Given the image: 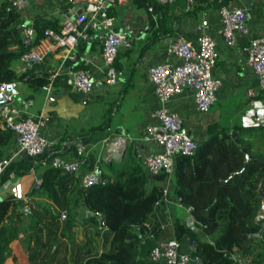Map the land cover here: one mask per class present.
<instances>
[{
  "label": "trees",
  "instance_id": "obj_1",
  "mask_svg": "<svg viewBox=\"0 0 264 264\" xmlns=\"http://www.w3.org/2000/svg\"><path fill=\"white\" fill-rule=\"evenodd\" d=\"M211 1L215 6L228 2L194 0L200 5H212ZM147 2L158 18L154 35L169 30L162 26L160 15L171 2ZM113 13L110 8L105 11V15ZM22 20L10 1H0V80L19 81L32 94L48 82L49 76L43 70L36 71L38 63L26 70L14 66L27 48L21 42ZM32 22L35 42L44 37L47 28L60 30L62 26L46 13L35 14ZM242 129L213 127L197 142L194 154L180 153L174 159L172 178L178 201L190 208L194 226L201 228L204 237L196 235L194 226L181 218H176L171 235L180 242L190 237L203 264H241L240 258L243 264H264V227L260 236L251 235L260 228L254 216L260 205L257 187L264 177V161L252 158L245 166L241 148L245 145L249 153L264 158V129L252 133L251 138L241 136ZM233 131L238 140L232 136ZM14 148L17 145L13 131L0 127V160L8 158ZM59 152L60 142L54 141L39 156L17 154L0 174L1 185L12 175L21 176L45 164L39 173L40 184L25 193L30 197L28 208L19 206L21 199L12 194L0 195V264L12 255L11 243L21 232L24 264H156L149 252L157 241L147 223L164 197L166 172L149 175L141 158L130 149L122 158L126 165L118 177L110 178L100 171L98 183L83 187L75 172L51 165L52 157ZM149 176L159 183L149 185ZM77 192L88 210V215L80 220L73 200ZM35 194L46 200H37ZM60 211H66L65 218L60 217ZM26 216L29 222L24 224ZM151 231L158 232L159 228Z\"/></svg>",
  "mask_w": 264,
  "mask_h": 264
},
{
  "label": "crops",
  "instance_id": "obj_2",
  "mask_svg": "<svg viewBox=\"0 0 264 264\" xmlns=\"http://www.w3.org/2000/svg\"><path fill=\"white\" fill-rule=\"evenodd\" d=\"M78 2L17 0L13 6L22 19L32 20L35 14L46 13L62 24L72 12L70 8ZM210 3L212 4V1ZM227 3L245 7L250 15L248 32H237L236 42L231 45L217 32L220 26L218 13L220 6L213 4L203 6L195 2L194 6L186 11V0H174L164 7V14L161 12L160 15L162 26L169 27V30L156 36L154 28L158 25V18L147 0H115L107 7L114 10L113 28L116 30L119 27L124 31L128 35V41L120 46L117 54L115 67L118 79L114 84H108L104 77L101 62L104 37L102 29L88 28L87 39L77 45L75 60L63 61L61 48L48 47L43 60L37 64L36 71L43 70L45 75L50 76L58 69L59 74L53 81L49 92L51 96L48 99L45 98L43 87L34 91L39 92L42 100L35 107L32 105L30 111L36 113L44 106L49 119L43 132L53 142H60V152L56 155L71 160L76 156L77 143L81 142L84 145L75 172L79 178L87 171L100 173L99 159L103 157L106 144L112 139L123 137L126 144L117 152L109 149L107 157L122 160L130 149L137 154L159 150L155 142L143 139L145 126L157 121L153 113L160 105L154 86L147 78L146 68L150 64L164 60H178L176 56L166 52L167 44L177 36H184L197 44L203 19L208 20L207 29L216 44L217 55L212 75L220 81L215 101L222 103L201 113L195 107L192 92L183 89L168 102V106L179 112L196 141H202L213 127L264 125V89L260 88L257 76L248 62L246 49L250 38L264 35V0H228ZM138 31L140 35L136 36ZM38 45L41 49L43 46H49L50 42L43 40ZM19 65L18 62L17 69ZM76 69L85 70L92 78L94 85L90 92L79 93L66 83L69 70ZM44 73L41 72L40 75L44 76ZM250 89L253 93H249ZM99 126L103 128V133H97ZM36 169L20 176L28 190L34 187L36 179L40 177V171L34 176ZM14 177L17 176L12 175L0 187ZM153 183L159 181L149 176L148 184ZM0 195L6 194L0 191ZM21 195L23 193L19 196ZM74 198L76 217L80 220L88 215V210L79 192L75 193ZM176 218H181L188 225L194 226L190 208L178 201L171 175L168 192L158 203L147 223L155 242L173 237L171 233ZM155 227L159 228L158 232L151 231ZM194 229L196 235L204 237L200 227L194 226ZM191 241L190 237L183 238L181 248L187 251Z\"/></svg>",
  "mask_w": 264,
  "mask_h": 264
},
{
  "label": "built area",
  "instance_id": "obj_3",
  "mask_svg": "<svg viewBox=\"0 0 264 264\" xmlns=\"http://www.w3.org/2000/svg\"><path fill=\"white\" fill-rule=\"evenodd\" d=\"M12 5L17 0H8ZM78 2L83 0H69ZM79 13L70 8L72 14L62 22L60 30L47 28L45 35L35 42L36 29L32 20L23 19L19 23L21 42L27 48L19 57V70H26L40 63L50 46L62 49V60L76 58L77 45L88 36V28H100L104 31L101 50V62L105 81L114 84L118 79L115 67V59L120 46L127 43L128 35L115 30L114 17L102 14L100 11L109 7L115 0H85ZM121 1V0H120ZM161 3L173 0H158ZM194 0H186L185 10L194 6ZM74 13V14H73ZM220 26L217 32L221 34L229 45L236 42V33H247L250 15L245 7L222 4L218 8ZM208 20H202V30L197 44L192 43L184 36H177L171 40L166 47L169 55L176 56L177 61L164 60L150 64L146 68V75L154 86V92L160 103L154 111L157 119L155 123L145 126L143 139L155 142L159 150L147 154L138 153L141 161L149 175L166 172L163 185L164 196L170 186V177L174 172V159L177 154H194L197 142L190 134L182 117L176 109L168 106L181 90H190L196 109L207 112L216 98V90L220 81L212 75V67L216 61L217 49L213 36L208 31ZM43 40L50 42L49 46L39 48ZM248 62L257 76L260 88L264 89V35L250 38L246 47ZM59 70H54L48 82L42 87L45 98L48 99L49 92L53 86L55 77ZM66 83L71 89L86 94L93 88L94 82L83 69L69 70ZM20 82L16 80H0V127L13 131L17 148L13 150L8 158L0 160V174L8 165L11 158L24 151L28 155H38L45 152L53 140L47 137L45 128L49 115L42 106L36 113L30 108L33 99L23 96L20 91ZM249 93H253L250 89ZM110 150L118 151L124 147L126 140L123 137L112 139L108 142ZM84 145L77 143L76 156L68 160L62 156H53L51 165L66 172H76L83 153ZM101 180L99 173L87 171L80 176L81 186H89ZM41 177L37 178L34 186H38ZM29 196H24V208H28ZM65 211L60 212V217H65ZM149 258L156 264H203V259L196 250V243L191 241L187 251L181 248V242L175 237L160 240L152 246Z\"/></svg>",
  "mask_w": 264,
  "mask_h": 264
},
{
  "label": "rangeland",
  "instance_id": "obj_4",
  "mask_svg": "<svg viewBox=\"0 0 264 264\" xmlns=\"http://www.w3.org/2000/svg\"><path fill=\"white\" fill-rule=\"evenodd\" d=\"M0 1H4V0H0ZM20 35H21V33H20ZM17 65H18V61L16 63H14L15 67ZM19 87H20L21 94L23 96L30 95L33 98V102H34L33 107H35L38 104V102H40L42 100V96L39 94L38 91L37 92L31 91L32 94H29L30 89L25 84H20ZM213 103H214V105L213 104L211 105L212 108L210 107V110L216 108L218 105H220L222 103V101L217 100ZM221 122H222V119H221ZM111 126H112V124H111ZM225 128L229 129V127H225ZM261 129H264V125L244 126L243 129L241 130L242 131L241 136L246 135V138H248V137L251 138L255 132L261 133V131H262ZM102 131H103V128L101 129V127H100L98 129L97 133H103ZM9 153H11V152L9 151ZM99 165H100V170L102 171V173L105 176H108L110 178H116L121 174V171L124 169V166L126 165V163H125V161L120 160L119 158H115V157L113 158V157L109 156L106 158H103V157L100 158L99 159ZM43 167H45V164L40 165V167H38L35 170L34 176L38 175L39 171L41 172ZM27 187L28 186H25V184L23 183V178H21L20 176H17V177H14L13 179H9L7 182H5V184H3L0 187V191L6 195L12 194L17 199H21L19 202V206H22V205L24 206L25 202L23 201V197L26 196L25 193H28V191H29ZM20 193H23V195L19 196ZM33 197L36 198L37 200L38 199L39 200L42 199L43 201L46 200L43 197L36 196V194L33 195ZM73 200H76V199L73 198ZM27 205L29 207L28 202H27ZM65 214H67L66 211H65ZM78 216L80 217V214ZM65 217H66V215H65ZM28 218L29 217H27V216L23 218L22 221L24 224H27L29 222ZM73 229L75 230V228H73ZM23 237H24V232H21V235L19 236V238L17 240H14L11 243L12 244V255L8 256V258L6 259L4 264H24L25 263V242H24ZM241 260H242V258H240V262H241V264H243V261H241Z\"/></svg>",
  "mask_w": 264,
  "mask_h": 264
},
{
  "label": "water",
  "instance_id": "obj_5",
  "mask_svg": "<svg viewBox=\"0 0 264 264\" xmlns=\"http://www.w3.org/2000/svg\"><path fill=\"white\" fill-rule=\"evenodd\" d=\"M85 2H86V1H84V2H78V3L73 7V9L75 10V13H79V12L81 11V9H82L81 6H82V4L85 3ZM8 8H9V7H7V9H8ZM100 12H101L102 14H104L103 9H102ZM71 14H72V12L70 13V15H71ZM116 30L119 31L120 33H125L124 31L120 30L119 27H117ZM139 35H140V31L137 32L136 36H139ZM89 77H90V76H89ZM90 78H91V77H90ZM91 79H92V78H91ZM50 96H51V94H49V97H50ZM232 136L238 140L235 131L232 132ZM241 148H242V150H243V152H244L245 166L247 165L248 160H249V159H252V158H258V159L264 161V158H263V157L258 156V155H255V154H251V153H249L245 145H243ZM109 149H110V144L107 143L106 146H105V149H104V151H103V157H104V158H106V157L108 156ZM19 154H21V155H27L28 157L30 156V155L26 154L24 151H20ZM39 155H40V154H38V155H36V156H39ZM245 166H244V167H245ZM242 169H243V168H242ZM228 179H229V178L225 179V180H224V183H226V181H227ZM263 185H264V177L260 180V183H259V186H258L259 194H260L261 196L264 197ZM263 215H264V198H263V200H262V205H261V207L258 209L257 214H256V216H255L254 219H255V220H258V219H260Z\"/></svg>",
  "mask_w": 264,
  "mask_h": 264
},
{
  "label": "flooded vegetation",
  "instance_id": "obj_6",
  "mask_svg": "<svg viewBox=\"0 0 264 264\" xmlns=\"http://www.w3.org/2000/svg\"><path fill=\"white\" fill-rule=\"evenodd\" d=\"M258 186H259V184H258ZM257 191H258V187H257ZM263 191H264V185H263ZM258 195H259V198H260V205L258 207V209H259L261 207V205H262V200H263L264 197L259 194V191H258ZM258 209H257V211H258ZM257 211H256V214H257ZM256 214H255V216H256ZM255 216H254V218H255ZM254 221L259 224L260 228H259L258 231L252 233L251 235H253V236H260V232H261V230L264 227V215L260 219H258V220H255L254 219Z\"/></svg>",
  "mask_w": 264,
  "mask_h": 264
}]
</instances>
